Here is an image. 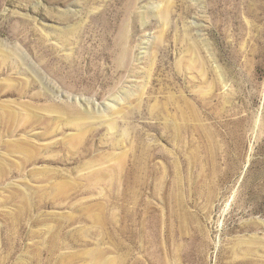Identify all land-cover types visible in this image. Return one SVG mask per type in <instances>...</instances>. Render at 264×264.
I'll return each instance as SVG.
<instances>
[{
  "label": "rangeland",
  "instance_id": "obj_1",
  "mask_svg": "<svg viewBox=\"0 0 264 264\" xmlns=\"http://www.w3.org/2000/svg\"><path fill=\"white\" fill-rule=\"evenodd\" d=\"M0 264H264V0H0Z\"/></svg>",
  "mask_w": 264,
  "mask_h": 264
}]
</instances>
